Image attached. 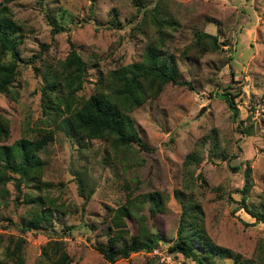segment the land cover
<instances>
[{
  "label": "rangeland",
  "instance_id": "1",
  "mask_svg": "<svg viewBox=\"0 0 264 264\" xmlns=\"http://www.w3.org/2000/svg\"><path fill=\"white\" fill-rule=\"evenodd\" d=\"M154 4L170 19L163 52L191 87L167 82L130 111L147 149L116 143L110 131L101 137L65 133L60 119L67 113L53 121L54 111L41 112L43 75L60 70L71 40L84 61L75 94L89 95L109 70L141 59L147 31L153 32L147 20ZM0 7L20 35V59L0 92L8 124L0 144L38 135L37 128L51 131L34 151L38 177L16 183V173L5 170L10 178L0 181V264H35L41 246L58 237L69 264L191 263L168 248L180 202L195 227L186 225V231L201 227L211 241L238 253L217 264H264V221L243 205L264 206V0H0ZM47 17L61 28L53 31ZM198 31L214 35V43ZM223 89L233 94L236 117L216 94ZM56 90L62 92V83ZM244 161L251 186L241 198L236 190ZM120 204L129 210L126 233L110 219ZM36 212L44 214L37 223L46 231L22 230ZM115 231V246L130 238L140 243L149 233L156 245L109 262L92 244H106Z\"/></svg>",
  "mask_w": 264,
  "mask_h": 264
},
{
  "label": "trees",
  "instance_id": "2",
  "mask_svg": "<svg viewBox=\"0 0 264 264\" xmlns=\"http://www.w3.org/2000/svg\"><path fill=\"white\" fill-rule=\"evenodd\" d=\"M168 19L169 17L158 8V5L154 4L150 8L147 20L151 24V27H147V29H151L153 32L147 31L141 59L109 70L105 76L98 78L96 88L87 96L75 94V91L81 87L84 61L73 47L72 41L68 40L69 48L64 59L60 62V70L44 74L42 77L44 83L40 86L41 112L46 116L52 115V111H54L53 121L63 113H67L60 119L65 133L73 129V131H80L86 137H101L110 131L114 134L115 139L113 140L116 143L135 142L141 148L147 149V146L140 141L137 135L133 119L129 114L130 111L146 98L155 97L167 82L185 83L191 87L188 82L177 78L178 70L174 60L163 52L164 39L168 33L165 28L169 24ZM47 20L53 31L61 28L54 19L47 17ZM18 31L19 26L10 19L5 8L0 7V92L4 91L12 81L16 63L20 59L15 47L20 37ZM197 35L210 37L211 42L214 43L215 36L210 33L198 31ZM7 54L9 57L6 58ZM59 83H62V92L56 90V85ZM216 94L223 98L232 117H236L238 110L232 99L233 94L225 89L217 90ZM60 105L63 106V109L60 108ZM36 131L38 135L31 138L21 137L10 144H0V159L3 160L0 181L10 178V174L5 170L16 173L14 176L16 183L28 177H38L40 165L36 161L34 151L51 139V131L45 127L37 128ZM7 134V119L0 113V140L5 139ZM188 153L191 154L190 151L187 152L184 156L185 160L189 156ZM244 163L243 183L241 188L236 190L240 193L241 198L246 196L251 186L250 166L247 161ZM238 166L232 165L230 168L236 170ZM243 205L255 219L264 221V206L261 209H254L247 208V204ZM185 210L186 205L184 202H180L176 237L168 245L170 250L178 251L188 257L192 261L188 264H217V260L230 255L235 259L238 258V253L233 254L228 248L211 241L201 227H196L197 230L190 232L186 231V225L195 227L193 222L187 223L188 221L184 219ZM128 213L129 210L124 204L118 205L111 212L110 219L115 229L127 232L123 216ZM43 216V213H34L27 223L21 225V229L46 231L37 223V220ZM53 232L52 230L49 233ZM117 236L115 231V235L112 233L106 244H92V247L105 260L112 262L117 258L126 257L129 252L141 248L150 250L156 245L153 233L147 234V237L140 243L135 244L134 239L130 238L129 240L123 239L119 246H115ZM48 244L52 247L50 253L47 251ZM205 258L206 260H204ZM16 259L18 261L19 256ZM70 260V255L65 250L62 239L58 237L41 246L40 257L35 264H69ZM238 263L249 264L240 260Z\"/></svg>",
  "mask_w": 264,
  "mask_h": 264
},
{
  "label": "water",
  "instance_id": "3",
  "mask_svg": "<svg viewBox=\"0 0 264 264\" xmlns=\"http://www.w3.org/2000/svg\"><path fill=\"white\" fill-rule=\"evenodd\" d=\"M201 109H202V108H200V110H199L198 112H200V111H201Z\"/></svg>",
  "mask_w": 264,
  "mask_h": 264
}]
</instances>
